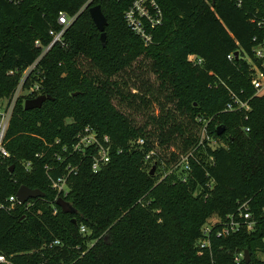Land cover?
<instances>
[{
	"label": "trees",
	"instance_id": "obj_1",
	"mask_svg": "<svg viewBox=\"0 0 264 264\" xmlns=\"http://www.w3.org/2000/svg\"><path fill=\"white\" fill-rule=\"evenodd\" d=\"M157 1L164 23L146 46L124 19L134 0H0V98L12 95L42 53L35 42L50 44L59 13L75 16L67 47L56 45L32 76L45 79L41 94L55 100L30 111L28 97L18 100L7 133L10 157L0 159V201L22 186L46 194L29 208L0 210V254L10 264H236L243 250L251 264H264L257 256L264 250L262 230L213 237L211 251L197 248L210 221L246 200L256 212L264 206V95L256 94L243 59L253 56L259 34L253 18L263 3ZM93 6L108 20L106 47L89 12ZM236 52L240 57L230 61ZM232 95L249 102L250 111L224 112ZM198 118L209 121L218 146L200 145ZM218 126L226 128L222 136ZM87 128L110 148V163L96 173V149L73 151ZM138 138L145 145L132 148L129 142ZM150 152L152 166L170 168L159 182L143 169ZM190 154L193 172L184 183L171 170ZM67 173L68 195H58L51 178ZM59 198L78 213L64 214Z\"/></svg>",
	"mask_w": 264,
	"mask_h": 264
},
{
	"label": "built area",
	"instance_id": "obj_2",
	"mask_svg": "<svg viewBox=\"0 0 264 264\" xmlns=\"http://www.w3.org/2000/svg\"><path fill=\"white\" fill-rule=\"evenodd\" d=\"M6 1L13 5H20L26 0ZM261 1L263 3V10L261 11L260 8H257V15L253 18V22L256 24V27L259 30V34L254 36L252 40L254 44L252 47L253 56H246L243 58L249 64V66H251L252 85L256 90L257 95H260L261 90L264 88V0ZM241 3V1L238 3L239 7L241 6ZM124 19L131 31L140 37L146 46H150L154 41L152 30H155L156 28L163 25L164 13L157 0H134L132 5L126 11ZM74 21L75 16H70L64 12L59 13L57 18L58 28H51L49 31V35L52 38L50 44L43 47L39 40L35 42V46L37 48H42V53L35 63L23 72L20 82L12 95L9 97L0 98V159H7L10 157V153L6 147L7 133L18 100L22 97H28L27 99H31L32 97H38L39 95H42L41 83H43L45 79L41 78V82L39 83L36 82L32 76L37 70L42 59L56 45L67 47V44H65V34ZM189 59L197 65H201L203 63L202 59H196L193 56H190ZM228 59L233 61L235 59V54L232 53L229 55ZM14 73V71H11L9 74L14 75ZM38 76L41 77L42 73L41 76L39 74ZM32 81L35 82L28 84V82ZM231 98L232 102L226 106L224 112L233 113L240 111H250L249 102H244L235 95H232ZM198 122H200L202 125L200 145H203L206 140L210 143L211 147H214L212 143L218 146V143L214 142L209 136V121L198 118ZM77 138L78 141L73 146L74 152L85 154L89 149H96V156L94 157V163L92 167V170L95 173L99 171L101 166L110 163V148H106L99 141L97 134L93 130L87 128L85 129L84 133L79 134ZM104 141L106 143L110 142L108 137H105ZM139 145L144 146L145 141L143 139L139 140ZM64 150H66V148ZM154 156L155 153L150 152L147 154L145 159L147 162H150ZM190 157H192V154L182 158L181 161L171 170V172H176V174L179 175L180 180H182L184 183L189 180L193 172L190 164ZM25 166L28 170L31 169L30 163L26 164ZM74 171L75 170H72L71 172ZM69 176L70 173H67L66 176L64 175L56 180L51 178L52 188L57 191L58 195H68L69 188L67 181ZM19 204L21 203L17 198V194L11 195L4 202L0 201V210L11 212ZM29 206H31L30 201L27 203L28 208ZM55 213H57V210H55ZM260 230L264 231V206L260 207L259 212H256L251 205V199L246 200L239 203L236 211L228 214L224 219H214L205 225L202 229V236L197 242V248L202 251H211L213 237L216 239L229 238L239 233L253 235ZM85 231L86 228L82 227V232ZM262 242L264 244V237ZM56 244H59V242H56ZM257 256L261 261L264 262V250H259L257 252ZM234 261L236 264L245 263V251L243 250L237 252L234 256ZM0 264H10L7 258L2 254H0Z\"/></svg>",
	"mask_w": 264,
	"mask_h": 264
},
{
	"label": "water",
	"instance_id": "obj_3",
	"mask_svg": "<svg viewBox=\"0 0 264 264\" xmlns=\"http://www.w3.org/2000/svg\"><path fill=\"white\" fill-rule=\"evenodd\" d=\"M91 18L96 26V28L99 30L101 33V42L103 47H106V42H107V34L105 32V29L108 25V20L105 17L102 8L100 6H93L89 9ZM236 59L239 57V53H235ZM79 95V93H75L74 96ZM55 100L52 96L50 95H39L36 98L33 99H27L24 102V108L26 111L30 110H35V109H41L42 106L44 105L45 102L47 101H53ZM218 136H222L226 128L224 126H218L216 129ZM156 171V165L152 167L151 170V176L155 175ZM45 193L42 192L41 190L38 189H30L26 186H22L19 191L17 192V198L21 204H27L30 200L32 199H38V198H43L45 197ZM56 205L61 208L62 212L64 214H77L78 211L69 203L68 201L64 200L63 198H59L56 201ZM77 221L74 220V223ZM252 262V257L251 253L249 250H245V263L246 264H251Z\"/></svg>",
	"mask_w": 264,
	"mask_h": 264
},
{
	"label": "rangeland",
	"instance_id": "obj_4",
	"mask_svg": "<svg viewBox=\"0 0 264 264\" xmlns=\"http://www.w3.org/2000/svg\"><path fill=\"white\" fill-rule=\"evenodd\" d=\"M261 94L264 95V88L261 90ZM139 140H141L140 138L135 139V140H131L129 142V145L133 148V147H141V145H139ZM220 144V143H219ZM212 145H214V147H216V145L214 143H212ZM149 154V153H148ZM156 162V159L151 160L150 162H147L146 159H143V169L148 171V170H152V164ZM168 165H164V164H160V166L158 167V169H156L155 171V178L156 180L159 182L161 179H163L165 177V175L170 171L169 167H167ZM214 217H212L211 219H213ZM82 230V229H81ZM87 231V230H86ZM83 232L85 233L83 236L84 237H89V232ZM89 245L92 247L95 245V242L93 240H89L88 241Z\"/></svg>",
	"mask_w": 264,
	"mask_h": 264
}]
</instances>
